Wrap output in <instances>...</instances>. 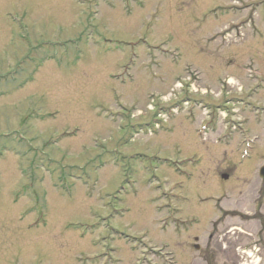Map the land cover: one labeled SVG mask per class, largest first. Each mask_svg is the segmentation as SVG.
<instances>
[{
	"label": "rangeland",
	"instance_id": "obj_1",
	"mask_svg": "<svg viewBox=\"0 0 264 264\" xmlns=\"http://www.w3.org/2000/svg\"><path fill=\"white\" fill-rule=\"evenodd\" d=\"M263 166L264 0H0V264H264Z\"/></svg>",
	"mask_w": 264,
	"mask_h": 264
},
{
	"label": "flooded vegetation",
	"instance_id": "obj_2",
	"mask_svg": "<svg viewBox=\"0 0 264 264\" xmlns=\"http://www.w3.org/2000/svg\"><path fill=\"white\" fill-rule=\"evenodd\" d=\"M243 102H244V101H242V103H243ZM249 104H250V103H249ZM249 104H248V105H249ZM254 109H255V110H259V111H262V110H263V108H262L261 106H256V105L254 106ZM196 247L199 249V246H196Z\"/></svg>",
	"mask_w": 264,
	"mask_h": 264
},
{
	"label": "water",
	"instance_id": "obj_3",
	"mask_svg": "<svg viewBox=\"0 0 264 264\" xmlns=\"http://www.w3.org/2000/svg\"><path fill=\"white\" fill-rule=\"evenodd\" d=\"M260 174L264 177V167L261 169ZM225 178H227V176H225Z\"/></svg>",
	"mask_w": 264,
	"mask_h": 264
}]
</instances>
